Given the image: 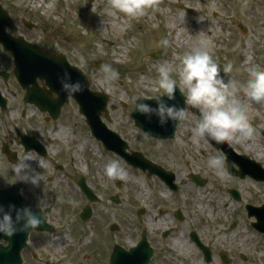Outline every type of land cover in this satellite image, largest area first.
Wrapping results in <instances>:
<instances>
[{
    "label": "rangeland",
    "instance_id": "rangeland-1",
    "mask_svg": "<svg viewBox=\"0 0 264 264\" xmlns=\"http://www.w3.org/2000/svg\"><path fill=\"white\" fill-rule=\"evenodd\" d=\"M149 2L150 6L145 14L137 18H129L124 13L112 9L109 0H93L92 3L88 0H0V5L15 22L17 29L15 36L24 37L36 45L43 44L45 49H51L55 54L65 55L72 65L86 74L93 91L105 93L109 97L108 111L113 119L111 129L121 131L124 128L126 137L130 139L133 148L140 150L150 158L151 154L159 152L164 156L165 164L169 165V168L171 166L175 168L183 179H186V173L189 171L196 172L204 169L206 176L213 173L214 178L221 180L208 163V158L216 152L210 151L208 143L203 138L196 140L192 138L191 129L197 117L191 112L189 108L191 105H187L188 117L179 125L175 139L167 143H157L153 139L146 138L141 131L135 128L130 113L140 97L159 98L163 95L162 91L156 87L157 66L168 60L173 63L174 68L178 67L180 56L196 47L206 48L221 70L226 63L231 62L232 76L240 82L247 79V68L252 66L264 68V0H149ZM116 20L119 25L113 26ZM23 21L33 23L36 28L28 30ZM238 24L247 29L245 35L238 29ZM179 33L180 39L187 42L185 47H181L182 41L177 39ZM164 41L167 43L165 44ZM247 46H250L251 50L246 52ZM154 52L165 53L166 59L153 61L150 56ZM250 52L249 60L247 57ZM80 54H86L93 60H103L115 68L119 76L115 80H106L104 73L100 71V68H95L89 58L81 63ZM177 87L186 96V90H182L179 85ZM14 90L16 93V88ZM239 96L247 110L249 122L254 131L250 137L240 142L233 141L230 145L236 153L249 158L253 157L264 164V138L260 133V131L264 132V102L257 103L249 100L243 91L239 93ZM121 102L128 108L123 109ZM74 106L73 103L65 109L64 119L56 126L58 129L65 130L66 136L61 135L60 138L57 134L50 136V155L42 162L47 165L46 173L50 164L57 162V153H61L62 156L67 154L72 158V154L77 151L80 155L73 158V169L78 174L90 177L94 188L97 187L98 191L108 192L107 189H109L110 194L119 193L121 203L118 207L112 205L111 202L99 206V212L103 213L101 217L105 218L106 225L101 238L108 240L111 246L115 243L123 244L126 248L135 246L141 238L142 230H146L154 240H157L156 235L162 227L175 228V223L173 224L168 216L163 217V223L157 226L158 230L156 227L151 228L150 216H155L153 208L157 201L151 202L152 207H149V199L152 195L160 197L163 188L154 179L127 167L114 155L104 153L88 135L90 132L88 133L85 123L82 122L83 117ZM83 139L87 143L79 151L78 146L81 143L79 141ZM151 143H154V148ZM23 160L31 163V168H29L31 172L40 167L39 164L36 166V158L33 154H23L22 163H24ZM108 160H118L126 169L127 175L124 179L109 178L105 175L104 166ZM65 163L69 164L70 159L66 158L59 164ZM82 163L86 169L82 167ZM15 167L16 165L13 169ZM25 172L23 168L18 175L13 170L11 181L22 186L32 185L28 183L30 179L22 178L26 175ZM68 173L73 175L71 171ZM117 180L122 181L121 189L116 187ZM222 180L229 181L240 191L243 202L238 206V213L243 203L251 202L261 205L264 202V184L255 183L249 177L237 180L226 176ZM224 183V181L221 182V184ZM60 184L68 185L63 178ZM185 186L183 197L192 190L190 185ZM216 186H208L199 192L196 189L192 190L190 194L197 195L194 197L193 204L187 201L182 203L184 198L180 195L170 196L171 199L167 204L171 210H176L179 205L183 209L193 211V218H191L193 220L187 226V231L193 229L192 224L196 228L202 227L203 229L207 225L203 226L204 223H201L202 219L206 221L205 223L209 220L202 209L205 204L211 205L213 201H219L211 199L207 192L209 188H216ZM72 187L73 185L69 189ZM28 188L34 190L33 186ZM37 191L38 188H36ZM218 192L216 189L215 197L218 196ZM203 193L206 195L204 196ZM71 194L70 191L68 194H63V201L57 204L51 203V199L44 200L43 210L47 212L49 224L68 227L71 215L67 209L72 205ZM219 197L221 198V195ZM141 207H146L148 210L145 216L138 219L137 211ZM238 222L239 227L235 233L240 238L244 235L246 226L243 221L238 220ZM113 225H118L120 231L111 232L110 227ZM178 227L181 232H186V224H180ZM83 230L86 239L94 244L96 237L94 234L93 236L89 234L92 228L86 225L83 226ZM185 235L186 239L187 234ZM181 236L179 235L175 241L170 238L167 240L186 244V240ZM51 238L55 240L54 237ZM30 250L34 252L32 248ZM36 253L39 254V251ZM255 256L259 258L260 253H255ZM47 259L50 260V264L57 261L53 254L45 252L42 262L46 264ZM168 261V263L157 261L155 264H188L186 258L175 253L172 257L170 255ZM28 264L40 263L34 262L29 256Z\"/></svg>",
    "mask_w": 264,
    "mask_h": 264
},
{
    "label": "flooded vegetation",
    "instance_id": "flooded-vegetation-1",
    "mask_svg": "<svg viewBox=\"0 0 264 264\" xmlns=\"http://www.w3.org/2000/svg\"><path fill=\"white\" fill-rule=\"evenodd\" d=\"M26 41L31 43V41L27 39ZM37 46L45 52L55 54L51 49H45L43 44H37ZM13 70L14 58L11 53L5 52L1 46L0 192L8 194V192L13 191L15 185H18L20 197L26 202L34 204L36 207L41 200L48 201L51 199V203L54 204L62 202L64 198L63 194H68L69 191L72 192V205L67 209L68 213L71 215L68 227L63 228L53 225V228L51 229L32 232L28 237L26 248L22 252V264H28L29 256L34 262L45 264L42 262V257L44 258L45 252L53 254V257L57 260L53 262V264H111V258L116 248H121L123 250H130L132 248H126L120 243H115L111 246L109 245L108 240L105 241L104 237L101 238L106 230V225L105 218L101 217V214L103 213L99 212V206H103L105 203L110 204L111 202L112 205L118 207L121 203L119 193L115 192L110 194L109 189H107L108 192L106 190L98 191L97 187L96 189L94 188L93 180L90 177L85 174H78L73 169V158L80 155V152H74L72 158L67 154L66 156H62L61 153H57V162L50 164L47 173V165L42 163L50 155V136L57 134V136L59 135V138L61 137L60 131L63 129H58L56 126L64 119L65 109L69 105H73V103L75 105L74 108L78 109L76 102L70 99L67 104L60 108L59 116L53 115L49 110L39 108L35 103L27 102L25 98L26 91L17 83ZM37 85L40 88L38 90L41 92H47L50 96L49 101L56 104L58 94L52 92L50 88H47L38 80ZM14 88H16V93ZM30 90L31 92H35L32 86L30 87ZM121 103L123 104L121 105L123 109L128 108L123 102ZM56 110L57 108L54 109V113ZM101 118L105 126L111 129L113 119L109 115L108 107L107 110L103 112ZM82 120L86 125L85 128H87L88 133L90 132L88 135L92 137L93 141H95L104 153L114 155L127 167L142 172L146 177L154 179L163 188L160 197L159 195H152L150 197L151 199H149V207H152L151 202L157 201L156 206L153 208L154 210L151 209L155 212V216H150L152 220L151 228L156 227L158 230L157 226H159L160 223H163L164 216H168L173 224L175 223V228H170L168 226L162 227L161 231L156 235L157 240H154L146 230L141 231L140 237L142 238L143 235L145 236L148 241L147 246L152 251L150 264H155L157 261L168 263L170 255L172 257L173 253L186 258L188 264H264V213L257 212L253 209H247L248 206L259 208V206L264 205V202L261 205H256L251 202L247 204L243 203L242 209L240 213H238V206L243 202L242 196L238 187L230 184L229 181L214 178L213 173H211L212 175L206 176L204 169L197 170L196 172L189 171L186 173V179H183L181 174L176 171L175 168L172 166L169 168V165L165 164L164 156L159 154V152L151 154L150 158L140 150L133 148L130 139L126 137V131L124 128H122L121 131L119 130L120 132L111 130L117 133L125 143L117 141L111 142L112 140H99L92 134L84 117ZM135 128L139 130L136 126ZM63 131L65 132V130ZM260 133L264 138V132ZM174 139L175 138L168 140H153L157 143H167ZM203 139L208 143L211 152H216L224 157L227 171L228 161L232 165H235L233 166L235 171L240 169L239 159L233 157L229 160L228 155L223 150L225 148L222 146V144H224L222 141L217 142L210 138ZM106 146H111L116 149V152L107 149ZM151 146L154 148V143H151ZM135 153L141 155H134ZM23 154H33L36 158V166L38 164L40 165L39 169H35L32 172L30 169L27 170L24 167L26 171L25 176H32L36 173L42 175L43 180L38 184L32 183V185L27 184V186H22L18 183L14 184V182L11 181L13 176V166L18 162L22 163L21 159ZM66 158L70 159L69 164H59L61 161L66 160ZM144 158L151 162L155 167L143 171L142 167L145 165L143 163ZM256 161L260 163L258 164L260 167L254 165V168H261L264 170V164L258 160ZM82 164V167L84 166V169H86L84 163ZM68 171H71L73 175H70ZM48 176L51 178L48 179ZM227 177L238 180L237 177L231 176L229 172ZM62 178L64 181H67L68 185L62 186L60 184ZM250 179L255 183L264 184V179H255L253 177ZM223 181L225 183L221 184ZM28 183L31 182L28 181ZM171 183H174L177 188L174 189L171 187ZM71 185H73V187L69 189ZM185 185H190L192 190L196 189L198 192L206 189L208 186L217 185L216 188L212 187L207 190L211 199L219 201H213L211 205H204L202 209L203 213L209 218L207 223H205L206 221L204 219L201 221V223H204L203 226L206 224L208 225H206L204 229L202 227L196 228L192 224L193 229L187 231V226H189L190 221L193 220L191 219L193 218L192 209H183L178 205L176 210H171L170 206L167 204L172 195H180L181 198L184 196L183 187ZM29 186H33L34 190L29 189ZM116 187L121 189V180H117ZM36 188H38L37 192ZM216 189L219 191L217 194L218 196L221 195V198H218L217 195L216 197L214 196ZM192 190H190V193ZM233 191H238L239 196L233 194ZM138 193L142 194L141 191H138ZM190 193L183 197L184 200L181 201L182 203L187 201L188 203L193 204L194 197L197 195ZM58 194L60 196H58ZM203 195L205 196L206 194L203 193ZM147 210L146 207H141V209L137 211L138 219L145 216ZM43 213L47 216L45 210H43ZM238 220L243 221L246 226L245 233L244 235H241L240 238H238L237 233H235L237 227H239ZM180 224H186V239L185 233L181 232L178 227ZM86 225H88L89 228H92V231L89 234L92 236L93 234L95 235L96 238L94 242L96 244H93V242L86 239L87 237L83 230V226ZM110 230L111 232L116 233L120 231V227L118 225H113L110 227ZM179 235H182L181 237L186 240V244L188 243L187 245L183 242L174 243L167 240L170 238L175 241L178 239ZM51 237H54L55 240H51ZM79 241L80 244H78ZM71 242H74V245ZM0 245L7 247L9 242L2 239L0 240ZM135 246H137V243ZM30 248L34 250L33 253ZM35 251H39V254ZM239 251L240 253H238ZM257 252L260 253L259 258H256L255 256V253ZM45 262L46 264H50L49 259Z\"/></svg>",
    "mask_w": 264,
    "mask_h": 264
},
{
    "label": "clouds",
    "instance_id": "clouds-1",
    "mask_svg": "<svg viewBox=\"0 0 264 264\" xmlns=\"http://www.w3.org/2000/svg\"><path fill=\"white\" fill-rule=\"evenodd\" d=\"M109 3L112 9L124 13L129 18L144 15L150 6L149 0H109ZM164 43L166 44L167 41ZM85 59L83 54H80L81 63ZM100 71L104 73L106 80H115L119 76L117 70L107 63L101 64ZM246 71L247 79L240 82L232 76L231 62L226 63L221 70L206 48L196 47L180 56L178 67L174 68L173 63L168 60L157 66L156 87L162 91L166 99L157 98L153 105L141 97L136 101L135 109L148 119L155 117L162 127L169 123L176 125L185 121L188 117L186 108L169 102L175 99L179 85L182 90H186L185 104L199 109L198 118L195 119L191 129L194 140L210 138L217 142H240L250 137L254 129L239 93L243 91L251 101L264 102V68L252 66ZM225 76L228 78L225 79ZM60 82L62 90L69 97L83 88L82 83L79 80L73 81L67 71ZM208 163L214 169L216 176L223 179L228 175L222 155L213 153L208 158ZM24 167V163L18 162L13 170L19 175ZM104 172L109 178L124 179L127 175L126 169L118 160H108ZM22 178L30 179L33 184L43 180L39 173ZM44 206L43 200L37 204L41 211ZM44 221L45 219L30 207L16 208L15 205L10 204L8 210H5L3 205H0V234L5 236L12 237L18 231L38 228Z\"/></svg>",
    "mask_w": 264,
    "mask_h": 264
},
{
    "label": "water",
    "instance_id": "water-1",
    "mask_svg": "<svg viewBox=\"0 0 264 264\" xmlns=\"http://www.w3.org/2000/svg\"><path fill=\"white\" fill-rule=\"evenodd\" d=\"M90 3L93 0H89ZM10 27L14 32L15 28L7 13L0 7V42L3 44L5 51H10L15 58V76L20 83V85L28 90L27 100L29 102H34L40 108L44 110H49L53 115L58 114L60 108L68 101L69 96H66L64 91L61 88V78L63 77L65 71H67L73 81L79 80L83 88L80 92L72 95L80 106V112L86 117L87 123L90 125L93 133L100 139H107L109 135L112 139H116V136L113 133H108L106 128L101 122L100 115L105 109L108 98L104 94L92 93L89 90V82L86 79L85 75L81 70L70 66L64 56H51L47 53L41 52L38 48L29 45L23 39H13L6 35L5 29ZM32 28L31 25L28 26ZM239 28L245 33L243 26ZM153 60L164 59L165 55L161 53L153 54ZM96 65V68H100L101 64H104V61H93ZM228 77L225 76V79ZM44 80L51 89L52 92H56L60 96V101H57L56 104L49 101V94L47 92H41L38 90L36 80ZM34 86V91L31 92L29 86ZM166 99V97H163ZM150 104H155L156 100H146ZM170 103H175L178 106L185 107V98L176 90L175 99L169 101ZM57 108L54 113V109ZM194 110V109H193ZM133 118L136 120L137 125L145 132L148 137L156 138H173L178 124L174 125L169 123L166 126H160L155 117L148 119L146 116L135 111L133 113ZM111 140V139H110ZM223 143V142H222ZM229 155V158L236 157L241 159V167L243 169L242 177L246 174H251L253 167L246 165L248 160L246 158H241L236 156L232 150L226 147L225 144H222ZM146 168V165L145 167ZM231 168V167H230ZM173 180V179H172ZM1 205H3L5 210H8L10 204L15 205L16 208L30 207L34 212L36 209L34 206H29L26 202L19 200L18 188H14L12 195H8L7 198L14 197L13 201L3 202L4 196L1 198ZM264 212V208L262 210ZM36 213V212H35ZM41 218H44L40 213ZM13 217L15 218V211L13 210ZM45 219V218H44ZM48 228L46 221L38 228H33L29 231H18L12 237L5 236L0 234V240L6 239L10 242L7 248L0 246V264H21V251L26 246L27 238L29 233L32 230H44ZM145 241L142 242L141 247L132 250L129 253H125L122 250H116L112 257V264H147L150 261V255L145 253L146 248Z\"/></svg>",
    "mask_w": 264,
    "mask_h": 264
},
{
    "label": "bare ground",
    "instance_id": "bare-ground-1",
    "mask_svg": "<svg viewBox=\"0 0 264 264\" xmlns=\"http://www.w3.org/2000/svg\"><path fill=\"white\" fill-rule=\"evenodd\" d=\"M119 24L117 23V20L115 21V23L113 24V26H118ZM114 30V29H113ZM180 33L177 35V39H180ZM182 42L184 41V40H182V39H180ZM181 42V47H185V45H186V43L185 42H183L182 43ZM249 50H251V47L250 46H247V48H246V52L247 51H249ZM250 55H251V52L249 53V55H248V59L250 60ZM248 63V62H247ZM60 134L62 135V136H66V134H65V132L63 131V130H61L60 131ZM59 136V135H58ZM79 142H81L80 144H79V146H78V149H79V151H81L82 150V148L84 147V145L87 143L84 139L83 140H80ZM75 155V154H74ZM23 162L25 163L24 165H25V169H29V168H31V163L28 161H26V160H23Z\"/></svg>",
    "mask_w": 264,
    "mask_h": 264
}]
</instances>
